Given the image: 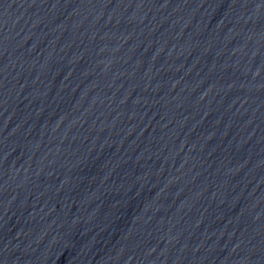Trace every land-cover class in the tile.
Here are the masks:
<instances>
[{
  "label": "water",
  "instance_id": "water-1",
  "mask_svg": "<svg viewBox=\"0 0 264 264\" xmlns=\"http://www.w3.org/2000/svg\"><path fill=\"white\" fill-rule=\"evenodd\" d=\"M0 264H264V59L216 0H0Z\"/></svg>",
  "mask_w": 264,
  "mask_h": 264
}]
</instances>
